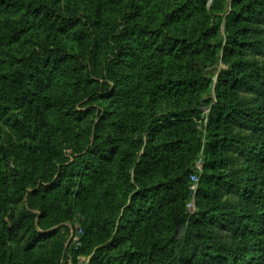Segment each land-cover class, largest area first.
I'll list each match as a JSON object with an SVG mask.
<instances>
[{
    "label": "trees",
    "instance_id": "16d2710c",
    "mask_svg": "<svg viewBox=\"0 0 264 264\" xmlns=\"http://www.w3.org/2000/svg\"><path fill=\"white\" fill-rule=\"evenodd\" d=\"M225 1L0 0V264H58L75 181L69 206L96 207L74 260L264 264V0H233L223 34ZM95 91L130 112L93 128Z\"/></svg>",
    "mask_w": 264,
    "mask_h": 264
},
{
    "label": "rangeland",
    "instance_id": "374dc122",
    "mask_svg": "<svg viewBox=\"0 0 264 264\" xmlns=\"http://www.w3.org/2000/svg\"><path fill=\"white\" fill-rule=\"evenodd\" d=\"M203 1L206 2V8L209 11L215 0H203ZM232 1L233 0H226L224 2V11L221 14L222 19H223V22L221 25V31L223 34L225 33V19L231 11ZM148 5H147V7H148ZM148 8H146V7L143 8L144 14L149 13ZM226 68H227V65L224 64L221 56L218 59L216 64L210 65V67L207 71V77L213 80L212 91L210 93V97H212V98L215 97L214 89H215V85L217 83L218 75L221 72V70L226 69ZM99 92L100 91H95L94 96L92 95V97L86 98L85 100H83L81 102V104L78 105L80 110H87V109L90 110L89 123L91 125H93V128H94L95 124H97V122H99L101 120V117L104 114L109 115V118H110L109 120H113L114 117L117 115V113L114 111V108L116 106H118L120 101L123 104L122 114L127 115V113L130 112V110L132 108L131 103H130V95L126 96V98L124 100H120L119 98L114 99V97H109V98H105V99L101 100L98 97ZM118 110L120 111L119 107H118ZM163 110H164V108H163ZM163 110H162V112H163ZM110 111H112V112L110 113ZM203 111H204V115H206L208 113V110L206 109V107L203 108ZM162 112L160 113V115L165 114ZM205 122H207V120H205ZM142 136H143L142 138H144V140H146L147 133H144ZM138 137L139 136L137 135L136 138H138ZM203 152L204 151L202 150L201 154L199 155V158L196 160L193 173L190 176L191 197H190V201L187 205V209L190 213L197 212V208H196L197 191H198V186H199L201 177L204 174ZM63 154H64V157H66V159L67 158L72 159L76 155L72 148H66V147L63 148ZM78 185L79 184L77 181L71 183V189H70L69 197H68L67 203L65 205V207L67 208V211L69 210L68 213L65 214V216L68 219H66L62 224L58 225L55 228V229H57L60 227L61 228L65 227L63 231L66 234V241L64 242L65 249L62 251V254H61V257L59 259L58 264H88L90 262V260L92 259V256H93V255L87 256V255L78 254L76 257V260H74V257H73V251L75 252L79 248L82 247L81 246L82 245L81 237L84 235V231H83L84 223L86 222L87 219L93 220V221L95 220V217L93 216L91 209L96 207V205L94 204V199L88 200V196L81 198V200H80L81 202H79V206L82 203L84 204L83 209H81V207L69 206L68 201L70 199L73 200V198L76 197L75 194L79 191ZM134 221L137 222V217L134 218ZM138 223H141V222H138ZM138 223L136 224V229L140 228V226H141ZM133 234L134 233H127V234L125 233V235H124L125 240L122 243V245H120V247L129 246L131 244V242H133L132 240H134L133 237H135V236ZM76 236L79 237V240H75ZM22 243L23 242H18V249H21ZM44 245H45L44 246L45 250H47V251H51L53 249L51 242H47ZM21 253H24V252L21 251L20 254ZM94 253H95V251H94Z\"/></svg>",
    "mask_w": 264,
    "mask_h": 264
},
{
    "label": "built area",
    "instance_id": "2783aa9c",
    "mask_svg": "<svg viewBox=\"0 0 264 264\" xmlns=\"http://www.w3.org/2000/svg\"><path fill=\"white\" fill-rule=\"evenodd\" d=\"M75 240H79V237H78V236H76Z\"/></svg>",
    "mask_w": 264,
    "mask_h": 264
}]
</instances>
